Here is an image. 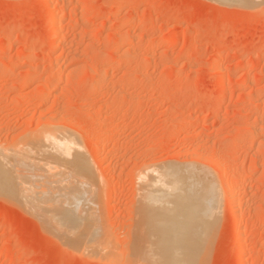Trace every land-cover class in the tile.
<instances>
[{"label":"rangeland","instance_id":"374dc122","mask_svg":"<svg viewBox=\"0 0 264 264\" xmlns=\"http://www.w3.org/2000/svg\"><path fill=\"white\" fill-rule=\"evenodd\" d=\"M230 1L0 0V264H264V0Z\"/></svg>","mask_w":264,"mask_h":264},{"label":"bare ground","instance_id":"6f19581e","mask_svg":"<svg viewBox=\"0 0 264 264\" xmlns=\"http://www.w3.org/2000/svg\"><path fill=\"white\" fill-rule=\"evenodd\" d=\"M221 1H223V0H221ZM228 2H231L230 0H227ZM243 1V0H242ZM241 0H239L238 2H242ZM235 3V2H234ZM253 3V2H252ZM251 3V4H252ZM255 3V2H254ZM253 3V4H254ZM256 4V3H255ZM174 36V35H173ZM173 36H168L169 38L168 39H170L171 41L174 39V37ZM167 39V40H168ZM252 76V75H251ZM255 79H256V77H254ZM257 79H259V78H257ZM217 85V84H216ZM54 137V136H53ZM60 137H62V136H60ZM65 137V136H64ZM55 141V140H54ZM63 146V145H62ZM68 146H70V145H68ZM62 149V148H61ZM61 154V153H60ZM54 156V155H53ZM59 156V155H58ZM57 157V156H56ZM62 157V156H61ZM52 158V157H51ZM54 158V157H53ZM50 159V158H49ZM62 160H63V158H62ZM49 161V160H48ZM50 167V166H49ZM160 174H161V172H160ZM164 174H167V171H166V173L164 172V173H162L161 175H163V176H165ZM159 175V173H157L156 174V176H155V178H156V180H155V178L153 179L154 181H153V183H150L149 182V190H151V192H150V195H151V198L153 199V200H155V201H157V202H159L158 200H161L163 197H164V191L161 189V187H155V185H153L154 183H156V182H161V179H159V178H163L162 176H158ZM199 175V174H198ZM167 176V175H166ZM167 177H169V176H167ZM167 177H166V179H167ZM200 177V176H199ZM202 177V176H201ZM206 177V176H205ZM183 178H185V177H183ZM166 179L165 178H163L162 179V181L164 180V182L166 181ZM169 179V178H168ZM204 179V178H203ZM203 179L201 178V181L203 182ZM210 179V178H209ZM170 180V179H169ZM169 180H167V181H169ZM172 180V179H171ZM170 180V181H171ZM187 180V179H186ZM192 180V179H191ZM190 180V181H191ZM204 180H208V179H204ZM169 181V182H170ZM188 181V180H187ZM187 181L185 182V180H184V182H185V184L188 186V184H187ZM172 182V181H171ZM170 182V183H171ZM205 182H208V181H205ZM163 183V182H162ZM161 183V184H162ZM168 182H166V184H167ZM170 183H168V184H170ZM189 183V182H188ZM211 181L209 182V185H207V186H204V183L202 184V185H199V186H202V187H204L203 189H204V193L200 196H196V197H192V198H184V197H178L177 199H178V201H179V203H184V202H189L190 200H192V202L193 203H195L194 204V206H193V208H194V211H193V214L192 215H190V216H185L182 212H180V211H178L177 212V218H179V220H181L182 221V223H192V222H194L196 219L198 220V218H200L201 217V215L202 214H204V215H206V214H209V212H212L211 210H210V208H211V203L214 201V199H215V187L213 186V184L211 183ZM168 184L166 185V188H168V189H170V185H169V187H168ZM230 184H232V183H230ZM173 185L174 186H172L174 189L176 188V184L175 183H173ZM190 185H192V182H191V184ZM197 185V184H196ZM195 185V186H196ZM233 185V184H232ZM231 186V185H230ZM186 187V186H185ZM234 187V186H233ZM187 188V187H186ZM196 187H194V189H195ZM231 188V187H230ZM173 189V190H174ZM188 189H192V187L190 188V187H188ZM199 189V188H198ZM200 189H202V188H200ZM167 190V189H166ZM170 191H171V189H170ZM170 191L168 192V193H170ZM202 191V190H201ZM167 192V191H166ZM203 192V191H202ZM168 195V194H167ZM217 197V196H216ZM49 200V199H48ZM215 200H217V198L215 199ZM162 202V201H161ZM215 203H217V202H215ZM214 203V204H215ZM46 204V203H45ZM57 205V204H56ZM45 206V205H44ZM48 206V205H47ZM53 206V205H52ZM58 206V205H57ZM57 206H56V209H58L57 208ZM219 206V205H218ZM214 207L215 206H212V208L214 209ZM60 208V207H59ZM62 208V207H61ZM49 209V208H48ZM53 209V208H52ZM55 209V208H54ZM66 209H68V208H66ZM66 209H63L64 210V212L66 211ZM165 210V209H164ZM167 210V209H166ZM210 210V211H209ZM49 211V210H48ZM56 211V210H55ZM55 211H54V213H55ZM60 211V210H59ZM53 212V211H52ZM57 212V211H56ZM62 210H61V212H57V214L58 215H55L56 217H54V220H58V218L61 220L62 218H60V217H63V219H62V222L61 221H56V222H54V226L56 227V229L57 230H59V231H63L62 230V228H64V226L66 225V222H65V220H66V218L64 217V216H66L67 214H65ZM173 211H171V212H169V213H172ZM74 213V212H73ZM75 214H77L76 213V211H75ZM215 214V213H214ZM49 215V214H48ZM170 215H172V214H170ZM213 215V214H212ZM40 216V215H39ZM54 216V215H53ZM52 216V217H53ZM59 216V217H58ZM49 217H50V215H49ZM74 217H76V216H74ZM172 217V216H171ZM39 218V217H38ZM65 219V220H64ZM53 220V221H54ZM64 220V221H63ZM47 221V220H46ZM63 222H65V223H63ZM51 223V222H50ZM68 223V222H67ZM78 223V222H77ZM65 224V225H64ZM64 225V226H63ZM72 225H74V223L72 224ZM184 224H182V226H183ZM76 228H77V226L76 225H74ZM67 227H68V225H67ZM79 227V226H78ZM66 228V227H65ZM73 228V227H72ZM184 228V227H183ZM55 229V228H54ZM61 229V230H60ZM67 229V228H66ZM74 229V228H73ZM68 230H69V228H68ZM75 230H77V229H75ZM72 231V230H71ZM74 231V230H73ZM75 232V231H74ZM70 234V233H69ZM90 240V239H89ZM238 240V239H237ZM240 241V240H239ZM238 241V242H239ZM65 242V241H64ZM153 242V241H152ZM199 242L200 241H197V240H192V241H186V240H183L182 238H177V239H173V240H158L157 241V248L156 249H158V250H156V252H158L159 253V255H163V256H159V257H157L158 256V253L155 255L157 258H155V256H154V253H152L153 251H154V247L152 248L153 249V251L151 252L152 253V255L154 256V260L153 261H155V262H158V263H163V264H182V263H185V264H194L195 263V260L197 259V257L199 256V250H200V248H201V243L199 244ZM241 242H242V240H241ZM241 242L240 243H237L236 242V244H238V245H240L241 244ZM76 243H79V242H76ZM156 243V242H155ZM202 243H203V241H202ZM203 245V244H202ZM237 245V246H238ZM83 246V245H82ZM94 247V246H93ZM93 247H91V248H93ZM159 247V248H158ZM75 248V247H74ZM77 248V247H76ZM90 248V249H91ZM203 248H201V250H202ZM240 249H241V245H240ZM239 249V250H240ZM160 250H162L163 252L162 253H160ZM238 250V247H237V249H236V251ZM150 251H151V249H150ZM182 251V252H181ZM155 252V251H154ZM237 254V253H236ZM238 254H239V251H238ZM153 256H152V258H153ZM163 257V258H162ZM160 258V259H159ZM156 259H157V261H156ZM159 259V260H158ZM161 259H163V260H161ZM199 259V258H198ZM197 259V260H198ZM141 260H142V258H141ZM161 261V262H160ZM166 262V263H165Z\"/></svg>","mask_w":264,"mask_h":264}]
</instances>
